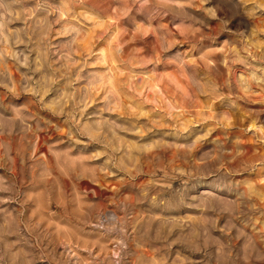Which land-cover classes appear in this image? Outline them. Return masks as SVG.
<instances>
[{
  "label": "rangeland",
  "instance_id": "obj_1",
  "mask_svg": "<svg viewBox=\"0 0 264 264\" xmlns=\"http://www.w3.org/2000/svg\"><path fill=\"white\" fill-rule=\"evenodd\" d=\"M0 264H264V0H0Z\"/></svg>",
  "mask_w": 264,
  "mask_h": 264
}]
</instances>
